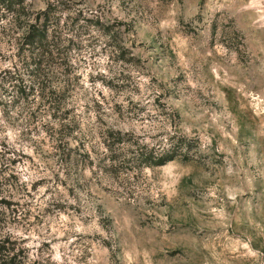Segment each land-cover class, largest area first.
Instances as JSON below:
<instances>
[{"label":"rangeland","instance_id":"rangeland-1","mask_svg":"<svg viewBox=\"0 0 264 264\" xmlns=\"http://www.w3.org/2000/svg\"><path fill=\"white\" fill-rule=\"evenodd\" d=\"M0 264H264V0H0Z\"/></svg>","mask_w":264,"mask_h":264},{"label":"trees","instance_id":"trees-1","mask_svg":"<svg viewBox=\"0 0 264 264\" xmlns=\"http://www.w3.org/2000/svg\"><path fill=\"white\" fill-rule=\"evenodd\" d=\"M13 5V1H9L8 5ZM48 15V12H44L41 16H38L35 19V23L29 26L27 39V46H29V56L30 59L34 63V67H31L33 72L30 74L35 78L34 85L32 86L38 87L41 91L46 90L45 83V68L51 62L55 61L56 58L59 60H64L62 57V45L59 42V39L53 38L49 35L50 27L47 23V20H42V17ZM50 15V14H49ZM53 23H57L54 22ZM29 39H32L31 41ZM51 39V40H50ZM32 46V48H31ZM32 64L30 66H32ZM65 66V64H63ZM25 89L29 88V85L24 87Z\"/></svg>","mask_w":264,"mask_h":264}]
</instances>
